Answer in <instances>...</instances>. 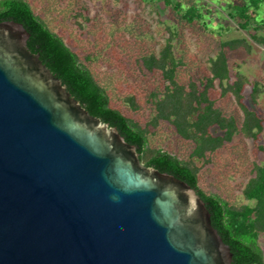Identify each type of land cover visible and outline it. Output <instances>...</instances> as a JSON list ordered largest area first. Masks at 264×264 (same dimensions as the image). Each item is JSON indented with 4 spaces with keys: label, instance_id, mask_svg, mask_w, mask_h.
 <instances>
[{
    "label": "water",
    "instance_id": "1",
    "mask_svg": "<svg viewBox=\"0 0 264 264\" xmlns=\"http://www.w3.org/2000/svg\"><path fill=\"white\" fill-rule=\"evenodd\" d=\"M0 22V264H233L197 190L92 116Z\"/></svg>",
    "mask_w": 264,
    "mask_h": 264
},
{
    "label": "trees",
    "instance_id": "2",
    "mask_svg": "<svg viewBox=\"0 0 264 264\" xmlns=\"http://www.w3.org/2000/svg\"><path fill=\"white\" fill-rule=\"evenodd\" d=\"M163 2L175 13L179 23L188 27L205 23L201 6L193 4L186 7L174 0ZM263 5L264 0H236L228 3V15L252 42L264 48V17H261L260 12ZM78 16L88 20L86 12L79 13ZM8 20L25 27L30 34L27 43L29 50L39 54L42 63L62 81L69 93L92 116L116 127L129 144L135 145L146 166L169 173L197 190L211 214L212 225L231 248L233 264H264L258 246L260 236L264 235V164H254V175L243 189L247 203L231 205L214 195H207L199 188L200 168L194 161L207 162L208 155L231 143L238 133L258 142L264 131V118L251 108L256 106L263 91L260 82L250 81L239 72L231 79L228 53L240 49L249 52L252 44L247 37L222 41L218 53L210 60V75L185 84L178 80L183 62L174 52L173 31H170L171 37L158 54L140 56V70L160 77L158 91L151 94L154 112L152 121L142 126L112 107L107 91L100 86L89 66L91 58H82L72 51L34 13L28 2L2 0L0 22ZM217 86L221 90V96L232 94L235 97L243 111L241 122L235 116H226L216 105L212 91ZM127 100L134 110L138 108L135 97ZM161 122L168 123L182 140L193 145L189 160H180L149 146L150 127L155 128ZM259 149L264 152V147L259 146Z\"/></svg>",
    "mask_w": 264,
    "mask_h": 264
},
{
    "label": "rangeland",
    "instance_id": "3",
    "mask_svg": "<svg viewBox=\"0 0 264 264\" xmlns=\"http://www.w3.org/2000/svg\"><path fill=\"white\" fill-rule=\"evenodd\" d=\"M25 1L72 51L82 58H91L89 66L100 86L107 91L112 107L142 126L152 121L151 94L158 91L160 77L143 73L138 58L158 54L171 37L170 31L175 33V55L183 62L178 80L184 84L210 75V60L218 53L222 41L240 36L249 39L228 15V3L236 0H174L186 7L197 4L203 8L205 23L189 27L179 23L163 0ZM84 12L88 20L78 16ZM260 12L264 17V5ZM251 44L249 52L240 49L228 53L231 79L239 72L250 81L260 82L263 91L256 106L251 108L264 118V48L252 41ZM132 96L138 105L136 110L127 100ZM212 97L226 116L242 121L243 111L232 94L221 96L217 86ZM150 130L151 148L180 160L190 159L193 145L182 140L168 123L161 122ZM259 146L264 147V131L258 142L238 133L231 143L208 155L207 162L194 160L200 168L199 188L231 205L246 204L243 189L254 175V164H264V152ZM258 246L264 259V235L260 236Z\"/></svg>",
    "mask_w": 264,
    "mask_h": 264
}]
</instances>
